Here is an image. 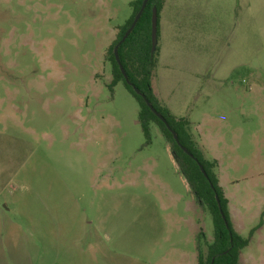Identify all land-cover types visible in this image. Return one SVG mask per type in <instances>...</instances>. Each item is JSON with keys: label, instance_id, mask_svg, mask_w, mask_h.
<instances>
[{"label": "rangeland", "instance_id": "1", "mask_svg": "<svg viewBox=\"0 0 264 264\" xmlns=\"http://www.w3.org/2000/svg\"><path fill=\"white\" fill-rule=\"evenodd\" d=\"M131 1L0 0L6 259L198 264L199 234L214 238L158 127L146 145L137 101L122 83L109 88L107 52ZM178 1L201 84L183 85L187 101L171 105L200 118L191 131L219 164L235 231L250 239L241 264H264V0ZM11 223L22 231L16 247Z\"/></svg>", "mask_w": 264, "mask_h": 264}, {"label": "trees", "instance_id": "2", "mask_svg": "<svg viewBox=\"0 0 264 264\" xmlns=\"http://www.w3.org/2000/svg\"><path fill=\"white\" fill-rule=\"evenodd\" d=\"M143 1L135 0L130 3L133 13L127 23L119 29L116 40L108 49L107 60L110 63L112 75L109 88L113 91L119 83H122L133 96L139 105L138 123L145 137L146 145L151 144V127L155 125L170 149L175 153V161L195 196L196 202L209 212L213 223L214 238L212 242H207L205 234H199L196 248L198 264H241V252L249 246L250 239L239 235L231 223L229 201L220 185L217 160L208 159L205 156L191 132L190 121L187 118H178L173 115L169 108L159 101L153 90L152 79L159 56V47L157 46L156 52L152 56L151 18L152 11L156 8L159 37V17L164 0H149L135 29L121 43L140 11ZM117 46H119L118 58L128 82L115 57L114 49ZM134 88L138 89L141 94L138 95ZM141 95H144L153 105L155 111L164 117L171 130L147 106ZM172 132L177 135L179 144L175 141ZM182 148L187 149L193 157L186 154ZM199 165L204 167L207 178L201 172Z\"/></svg>", "mask_w": 264, "mask_h": 264}, {"label": "crops", "instance_id": "3", "mask_svg": "<svg viewBox=\"0 0 264 264\" xmlns=\"http://www.w3.org/2000/svg\"><path fill=\"white\" fill-rule=\"evenodd\" d=\"M178 2V0H164V6L159 17V56L153 73L152 86L159 101L168 107L173 115L178 118H184L182 115L176 113L174 109L175 106L171 105V102L174 104V102L178 101L179 103L184 104L187 101L188 90L186 89L183 91L181 89L183 85H186V88L189 86L195 88L193 92H196L200 87L201 79L200 73L195 71V67H199V65L193 61L191 55L186 50L189 39L188 26H186L185 34L183 29L184 15L176 9V4H178ZM176 31H178V33H176ZM172 95H175L173 99ZM206 118H209V116L206 115ZM187 119L191 123V128L194 127L198 132L201 130L200 128L202 124L200 123L198 115L191 112L188 114ZM194 137L196 138L197 136L194 135ZM198 138L202 141L200 133ZM197 142L207 157L206 149L200 141ZM6 233L8 237L7 239H11L10 241L13 247L18 246L19 244L16 238L21 236L22 231L20 230V227L15 223L8 224L6 227ZM38 263V260L34 261L32 257H29L25 253L15 254L8 259L0 256V264Z\"/></svg>", "mask_w": 264, "mask_h": 264}, {"label": "water", "instance_id": "4", "mask_svg": "<svg viewBox=\"0 0 264 264\" xmlns=\"http://www.w3.org/2000/svg\"><path fill=\"white\" fill-rule=\"evenodd\" d=\"M148 2H149V0H144V1H143V3H142V7H141L140 11H139L138 14L136 15V17H135V19H134L132 25L130 26V28H129L128 31L126 32V34H125V36L123 37L121 43H123V42H124L129 36H130V34L133 32V30L135 29V27H136L138 21L140 20V18H141V16H142V14H143V12H144V10H145V8H146ZM151 29H152V35H151L152 49H151V54H152V56H153L154 53L156 52V49H157V46H158V12H157V9H156V8H154L153 11H152ZM118 47H119V46H117V47L114 49L115 57H116V60H117V62H118V64H119V66H120V69H121V71H122V73H123V75H124V77H125V79H126V81H127V77H126L125 71H124L123 67L121 66L120 61H119V58H118ZM127 82H128V81H127ZM134 90H135V92H136L138 95L141 94V93L139 92L138 89L134 88ZM141 96H142L143 99L145 100L147 106H148V107H149V108H150V109L156 114V116H157L162 122L165 123V125L167 126V128H168L169 130H171V129H170V126L168 125V123H167V121L164 119V117H163L161 114H158V113L155 111L153 105L148 101V99H147L144 95H141ZM172 134H173V137H174L175 141L179 144V140H178V137H177V135L175 134V132H172ZM182 149H183V151H184L186 154H188L190 157H193V156L189 153V151H188L187 149H184V148H182ZM173 157H174V159H175V153H174V152H173ZM199 167H200L201 172H202V173L204 174V176L207 178V173H206V171L204 170V167H203L202 165H199ZM216 198H217V201H218V204H219L220 201H219L218 196H217ZM222 216H223V218H224V215H223V214H222ZM224 219H225V218H224Z\"/></svg>", "mask_w": 264, "mask_h": 264}]
</instances>
